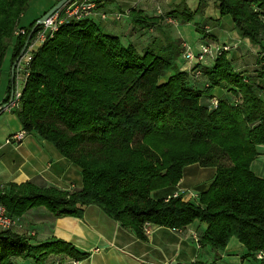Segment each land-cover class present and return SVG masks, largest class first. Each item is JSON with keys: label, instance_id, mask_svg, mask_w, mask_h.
I'll return each mask as SVG.
<instances>
[{"label": "trees", "instance_id": "1", "mask_svg": "<svg viewBox=\"0 0 264 264\" xmlns=\"http://www.w3.org/2000/svg\"><path fill=\"white\" fill-rule=\"evenodd\" d=\"M30 1L0 0V74L7 51L13 48L12 69L40 20L22 25ZM212 1L243 39L259 47L253 71L237 69L233 50L210 66L194 61L184 70L183 49L171 38L166 46L156 39L141 53L91 19L69 21L47 40L11 112L27 134L52 143L81 169L83 187L70 192L9 184L0 197L9 216L44 207L57 217L82 218L95 205L140 239L146 224L182 230L200 222L208 225L199 239L202 247L218 253L236 238L253 257L264 251V179L251 169L264 146V0ZM206 6L200 0L192 11L184 2L166 16L190 24ZM129 16L142 30L160 29L165 20L141 10ZM204 27L197 32L205 36ZM18 29L27 34L16 37ZM15 88L16 76L0 114ZM216 90L222 95H214ZM195 164L216 168L196 201H184V193L153 196L175 188L184 169ZM67 257L79 261L85 255L64 241L34 246L12 230L0 231V264H17L16 258L53 264Z\"/></svg>", "mask_w": 264, "mask_h": 264}, {"label": "crops", "instance_id": "2", "mask_svg": "<svg viewBox=\"0 0 264 264\" xmlns=\"http://www.w3.org/2000/svg\"><path fill=\"white\" fill-rule=\"evenodd\" d=\"M60 1L55 0L54 5ZM183 2L186 1L115 0L112 6V3L102 4L91 20L107 34L118 36L124 33L125 36L126 32L136 31L135 27L127 29L129 24H124L126 19L131 20L129 16L131 11L141 10L149 17L158 18L169 14ZM212 3L216 7L215 3ZM165 6H170V8L166 9ZM104 14H121L123 18L118 23L103 19ZM226 18L230 17H221L218 20V27H222ZM228 24H224L221 29L227 33L224 43L235 47L230 57L237 69L246 70L249 66L242 58L246 54L256 55L259 47L243 39L231 21ZM213 36L219 43V37L214 34ZM208 59V62L206 60L204 63L210 66L213 60ZM194 64H183L182 69L189 70ZM213 94L222 95L217 90ZM1 115L7 116L3 121V117H0V186L32 183L40 188L55 187L70 192L82 189L81 169L64 158L52 143L32 133L28 134L21 144H7L6 140L23 128L17 116L11 111H4ZM259 153V156L264 155V146L259 147ZM215 175V167L190 165L184 169L181 182L163 194L185 193L184 201H196L198 195L209 189ZM255 175L264 179L256 173ZM207 228L206 223L200 222H195L182 230L149 224L145 230V239H140L134 230L123 227L120 222L110 218L99 207L90 205L85 209L82 218L57 217L44 207L33 208L17 218L12 232L29 238L34 246L56 240L73 245L85 255L79 261L69 257L65 258L75 261V264H193L196 261L209 264L213 262L216 264H254L253 255H250L245 246L239 240H235L236 238L231 239L226 250L218 253L210 246L202 247L199 239ZM53 259L56 257H52ZM20 260L21 258H16L15 262L19 264Z\"/></svg>", "mask_w": 264, "mask_h": 264}, {"label": "rangeland", "instance_id": "3", "mask_svg": "<svg viewBox=\"0 0 264 264\" xmlns=\"http://www.w3.org/2000/svg\"><path fill=\"white\" fill-rule=\"evenodd\" d=\"M185 1L187 7L192 11H196L200 5V0H185ZM205 1L207 3V6L205 7L204 11L202 12V14L196 16L194 21L190 24L182 25L176 22L172 18H167L168 16H166L165 14V20L161 22L160 29L142 30L133 25L132 19L130 21L126 19L124 21V24L125 23L129 24V27L127 29L129 28L132 29L133 26L135 27L136 31L131 33L126 32L127 35L124 36L123 33L121 35H118V37L121 39L123 45H129L131 43L135 44V47L141 53L143 52L147 44L153 43L156 39H159L161 41V44L163 46H166L168 43L167 37H169L171 38L172 41L180 44V46L183 49V55L181 56L180 61H183L182 58L185 59L184 54L189 48L193 49L196 52L199 50L200 46L205 42H209L210 44L213 45V47L224 45L226 44L224 43V41L227 33L223 32L221 29L223 28L224 24L229 25L228 23H230V21L232 22V19L226 18L222 24V27H218V22H219L218 20L221 18L220 12L216 7H214L212 0H205ZM54 3L55 0H31L29 7L25 12L23 19L21 21L22 25L25 27H29L34 21L40 19L46 12L50 11L54 7L53 6ZM112 5L114 4L112 3L111 6ZM165 7H167L166 9L170 8V6H165ZM117 22L119 23L120 21ZM197 26H205L204 27L206 31L205 36L204 34L197 32ZM213 34L219 37V43L215 41V37L213 36ZM202 35L203 37H206L205 40H201ZM14 39L15 36L13 38V43H14ZM233 52L234 49L231 52V54ZM12 54H13V48L11 47L7 51L4 64L2 67V72L0 74V102H2L4 97L6 98L8 94V88L10 84ZM242 59L243 61H246L248 64L247 66L250 67L248 69L249 71H253V69L257 68L256 67L257 54L256 55L246 54ZM210 60H214V59L210 58ZM261 85L264 87V83H262ZM6 116L7 115L0 116L3 117L2 121L5 119ZM226 162L227 161H224L223 163ZM252 169L257 175L264 178V155L259 156L253 161ZM163 193H164L163 191L160 192L158 191L154 193L153 196L155 198H159L161 195H163ZM63 262L65 261L63 260ZM19 264H36V263L33 260L21 259Z\"/></svg>", "mask_w": 264, "mask_h": 264}, {"label": "built area", "instance_id": "4", "mask_svg": "<svg viewBox=\"0 0 264 264\" xmlns=\"http://www.w3.org/2000/svg\"><path fill=\"white\" fill-rule=\"evenodd\" d=\"M105 3V0H70L59 11L54 13L46 21H38L35 26V32L30 40H28L27 48L25 52L17 61L15 68L16 76V88L14 90L13 100L6 106L4 111H12V109L19 106V102L22 96L26 79L30 73V66L33 62L34 56L38 50L52 38L56 32L69 21H80L84 19H91L93 14L99 9V7ZM103 19H110L113 21H120L121 14H104ZM27 31L24 29H18L15 32V36H25ZM30 36V35H29ZM235 47L231 45H221L213 47L210 43H203L198 51H194L189 48L185 53V60L188 64H192L194 61L197 63H204L208 58L215 59L222 53L230 52ZM213 105H218L217 100H213ZM27 132L21 130L12 134L7 140V144H21L26 136ZM4 194V187L0 186V197ZM178 193L174 194L177 197ZM17 223V218H13L8 215L6 207L0 203V231L12 230ZM145 225V230L147 228ZM57 260L53 264H75L73 260ZM254 264H264V251H258L254 254Z\"/></svg>", "mask_w": 264, "mask_h": 264}, {"label": "water", "instance_id": "5", "mask_svg": "<svg viewBox=\"0 0 264 264\" xmlns=\"http://www.w3.org/2000/svg\"><path fill=\"white\" fill-rule=\"evenodd\" d=\"M69 1L70 0H61L50 11H48L44 16H42L39 21H41V22L46 21L49 17H51L54 13L59 11ZM34 32H35V29L32 30L28 40H30V38L32 37ZM27 44H28V41H27V43H26V45H25V47H24V49L22 51V54L25 52V50L27 48ZM17 61L14 63V65L12 66V69H11L12 79L15 77V68H16V65H17ZM162 83H163V81L160 82V84H162ZM13 97H14V90L12 91L11 101L13 100ZM173 264H176V263H173Z\"/></svg>", "mask_w": 264, "mask_h": 264}]
</instances>
